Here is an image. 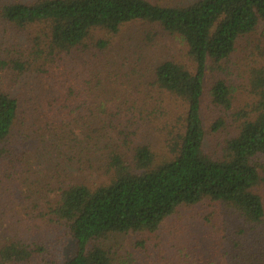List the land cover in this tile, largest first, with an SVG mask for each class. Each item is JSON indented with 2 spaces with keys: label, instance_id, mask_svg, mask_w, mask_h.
<instances>
[{
  "label": "trees",
  "instance_id": "trees-1",
  "mask_svg": "<svg viewBox=\"0 0 264 264\" xmlns=\"http://www.w3.org/2000/svg\"><path fill=\"white\" fill-rule=\"evenodd\" d=\"M135 22L181 40L192 69L165 61L145 70L135 55L128 70L124 53L113 59L114 39ZM247 38L261 62L245 86L254 104L235 111L233 88L213 75ZM262 62L264 0H0V177L21 186L0 214H19L0 219V264H115L119 238L133 235L147 251L179 208L204 201L264 228ZM153 90L185 107L160 129L159 156L149 138L162 122ZM205 96L222 113L210 129ZM227 119L234 133L211 150L209 135Z\"/></svg>",
  "mask_w": 264,
  "mask_h": 264
},
{
  "label": "rangeland",
  "instance_id": "rangeland-1",
  "mask_svg": "<svg viewBox=\"0 0 264 264\" xmlns=\"http://www.w3.org/2000/svg\"><path fill=\"white\" fill-rule=\"evenodd\" d=\"M9 1L28 3L36 0ZM147 1L155 5L171 6L188 4L196 0ZM262 30L263 26L260 24L254 37L258 38ZM256 38L243 40L238 46L237 52L224 64V67L221 66L223 69L213 75L225 80L228 86L233 88L235 111H240V109L249 111L254 104V98L248 94L245 86L249 69L261 62V59L257 57L256 50L249 45L252 41H256ZM112 50L113 52H109L113 59H117L115 58L116 53H124L118 60L124 61L122 63L126 64L128 70H132L130 65H133L135 55L139 58L138 65L145 70L152 69L165 61H174L192 69V60L188 55L186 45L178 38L163 33L155 26L136 22L125 26L118 38L114 39ZM261 64L264 67V62ZM206 81V89H210L212 76H209ZM135 83L138 84V82ZM157 95L155 90L151 91L148 100L152 105L161 101L160 120L162 122L159 130L149 138L154 151L159 156L166 151L165 145L162 144L163 133H160V129L164 128L166 131L172 129L171 127L176 124L175 119L179 115L185 114V107L182 105V100L163 94L159 101V95ZM220 114L222 113L218 109L216 110L211 105L210 99L205 96L202 108L205 127L210 129L211 124L217 120ZM226 124V127L221 129L218 134L209 135L211 150L234 133L231 120L227 119ZM18 136L20 134L15 135V138L17 139ZM36 138H39V135H36ZM31 150L33 153V148ZM20 189L21 186L18 183L10 185L6 177H0V214L4 211L6 199L12 198V195L20 192ZM258 192L264 195V184L259 186ZM18 215L9 211L6 215H0V219L3 218L4 222L9 224L14 222ZM5 227L6 224L0 223L1 229ZM155 241L157 246H155ZM118 243L120 244L118 250L120 258L115 264H120V261L126 262L125 260L130 262H126L127 264H243L264 261V228L255 229L248 226L239 214L222 204L210 201H204L190 208H179L175 215L160 226L154 244H150L147 251L135 248L136 238L133 235L122 236L118 239Z\"/></svg>",
  "mask_w": 264,
  "mask_h": 264
}]
</instances>
